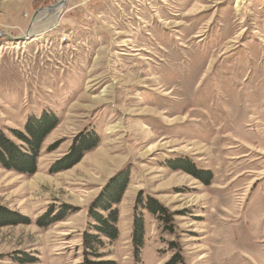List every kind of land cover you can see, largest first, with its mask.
Here are the masks:
<instances>
[{
    "label": "rangeland",
    "instance_id": "rangeland-1",
    "mask_svg": "<svg viewBox=\"0 0 264 264\" xmlns=\"http://www.w3.org/2000/svg\"><path fill=\"white\" fill-rule=\"evenodd\" d=\"M58 2L0 0V133L59 118L34 174L0 167V214L29 219L0 225V264H164L179 248L187 264H264V0H66L39 32ZM90 130L98 146L50 171ZM128 165L120 236L85 256L89 206Z\"/></svg>",
    "mask_w": 264,
    "mask_h": 264
},
{
    "label": "trees",
    "instance_id": "trees-1",
    "mask_svg": "<svg viewBox=\"0 0 264 264\" xmlns=\"http://www.w3.org/2000/svg\"><path fill=\"white\" fill-rule=\"evenodd\" d=\"M59 124V118L51 111H43L39 116L29 115L24 129L12 130L15 140L0 133V167L8 170H15L26 175L34 174L38 169V159L41 149L47 136ZM99 134L94 131H83L75 137L67 155L54 162L50 171L53 173L68 169L79 162L83 155L98 146ZM191 172V171H190ZM131 179V167L125 166L112 176L102 191L95 197L89 206V216L93 219L90 229L83 233V245L85 256L102 257L99 247L103 244L102 238L110 241L118 240L120 236V208L125 191ZM142 208L149 210L159 218L167 222L173 221L169 209L153 196H147L141 201ZM68 211H59L50 220L47 215L38 219V224L53 223L63 219ZM24 217V216H23ZM12 215L9 213L0 214V225L28 223L29 219ZM145 224L142 213L138 212V205L135 206L133 219L132 242L135 258H139L145 244ZM87 260L88 257H87ZM92 264H113V261H91ZM89 264V263H88ZM164 264H187L181 248L176 250L172 257Z\"/></svg>",
    "mask_w": 264,
    "mask_h": 264
},
{
    "label": "bare ground",
    "instance_id": "bare-ground-1",
    "mask_svg": "<svg viewBox=\"0 0 264 264\" xmlns=\"http://www.w3.org/2000/svg\"><path fill=\"white\" fill-rule=\"evenodd\" d=\"M63 6L62 5H60V4H58V6H56V7H50V8H48V9H51V10H47V9H45V10H43V11H41L38 15H37V18H35V20H42V19H46L47 17H49V18H51V20L50 21H47L45 24H43V28H42V30L40 31L39 30V32H43L44 31V29H46V28H49V27H54V26H56V24H58V22H59V19H60V12H61V8H62ZM238 7H240V5L238 6ZM44 21V20H43ZM34 23H36V22H34ZM35 25V24H34ZM41 27V26H40ZM37 32V31H36ZM26 33V32H25ZM27 34H28V32H27ZM38 34V33H37ZM37 34H35V35H37ZM28 35H34V32H32V33H30L29 32V34ZM200 34H197L196 36H199ZM109 127H111V128H113V127H115L114 125H110ZM144 127V129H147L148 128V126L147 125H145V126H143ZM152 148V147H151ZM38 176V175H37ZM38 178V177H37ZM40 178V177H39ZM36 179V178H35ZM41 179V178H40Z\"/></svg>",
    "mask_w": 264,
    "mask_h": 264
},
{
    "label": "water",
    "instance_id": "water-1",
    "mask_svg": "<svg viewBox=\"0 0 264 264\" xmlns=\"http://www.w3.org/2000/svg\"><path fill=\"white\" fill-rule=\"evenodd\" d=\"M58 4H60V5H64L65 6V4H66V0H59V2L57 3V4H55V5H51V6H49V7H56V6H58ZM28 37V36H27ZM26 37V38H27Z\"/></svg>",
    "mask_w": 264,
    "mask_h": 264
}]
</instances>
